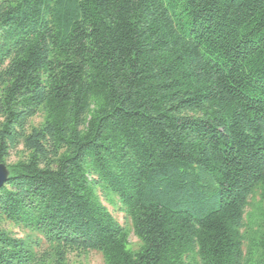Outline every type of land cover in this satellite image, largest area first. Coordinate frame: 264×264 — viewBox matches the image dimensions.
Instances as JSON below:
<instances>
[{"label": "trees", "instance_id": "16d2710c", "mask_svg": "<svg viewBox=\"0 0 264 264\" xmlns=\"http://www.w3.org/2000/svg\"><path fill=\"white\" fill-rule=\"evenodd\" d=\"M0 164V264H264V0H0Z\"/></svg>", "mask_w": 264, "mask_h": 264}, {"label": "rangeland", "instance_id": "374dc122", "mask_svg": "<svg viewBox=\"0 0 264 264\" xmlns=\"http://www.w3.org/2000/svg\"><path fill=\"white\" fill-rule=\"evenodd\" d=\"M38 121L39 120H36L35 123H38ZM17 159L18 157L16 152H10L7 159V164L11 165L16 162ZM102 203L112 214V216L127 229V231L129 232V248L133 251H137L140 247V242L132 233L129 222L124 220L122 213L118 210V202L116 201V199H113V204H111L109 201H105L102 198ZM262 210L263 204L260 201L259 193H256L250 200L249 207L245 216L249 233L257 229V224L260 221ZM8 228L20 238H23L25 236V233L17 228H13L11 226H9ZM68 264H105V262L99 253L90 252L86 255L71 256L68 260Z\"/></svg>", "mask_w": 264, "mask_h": 264}, {"label": "water", "instance_id": "95a60500", "mask_svg": "<svg viewBox=\"0 0 264 264\" xmlns=\"http://www.w3.org/2000/svg\"><path fill=\"white\" fill-rule=\"evenodd\" d=\"M9 174L8 167L4 164H0V189L6 184Z\"/></svg>", "mask_w": 264, "mask_h": 264}]
</instances>
